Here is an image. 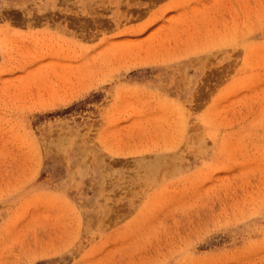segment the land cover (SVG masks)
I'll return each instance as SVG.
<instances>
[{
  "label": "rangeland",
  "instance_id": "1",
  "mask_svg": "<svg viewBox=\"0 0 264 264\" xmlns=\"http://www.w3.org/2000/svg\"><path fill=\"white\" fill-rule=\"evenodd\" d=\"M0 264H264V0H0Z\"/></svg>",
  "mask_w": 264,
  "mask_h": 264
}]
</instances>
